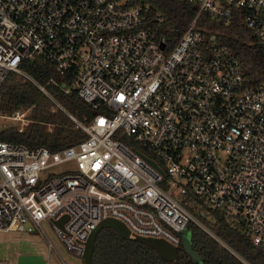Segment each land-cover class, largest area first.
Listing matches in <instances>:
<instances>
[{"label":"built area","instance_id":"2783aa9c","mask_svg":"<svg viewBox=\"0 0 264 264\" xmlns=\"http://www.w3.org/2000/svg\"><path fill=\"white\" fill-rule=\"evenodd\" d=\"M190 1L197 14L167 48L141 1L0 0V84L30 78L75 125L53 149L0 140V231H38L60 255L48 222L83 257L92 230L114 217L133 236L179 246L191 222L212 233L183 202L193 195L191 206L222 210L264 247V82L247 86L239 58L199 23L238 19L264 40V0ZM32 59L60 77L38 82L22 66ZM47 84L77 89L92 119Z\"/></svg>","mask_w":264,"mask_h":264},{"label":"trees","instance_id":"16d2710c","mask_svg":"<svg viewBox=\"0 0 264 264\" xmlns=\"http://www.w3.org/2000/svg\"><path fill=\"white\" fill-rule=\"evenodd\" d=\"M149 5L148 16L160 36L165 37L167 48H171L198 11V4L190 0H133ZM161 18L157 19V14ZM200 25L216 34L217 39L227 45L239 58L245 84L255 87L264 82V40L253 28L238 19L217 20L206 15L199 17ZM24 70L35 80L46 84L50 77L59 78L55 67L42 59L25 60ZM50 93L69 112L80 119H92L95 110L79 95L77 89L65 92L59 86L47 84ZM54 101L30 78L11 73L0 84V108L14 110L30 108V122L19 130L16 126L0 130V140L23 142L30 147L39 145L51 149L74 134V124L68 114L54 107ZM55 108V110H53ZM193 195L183 202L198 218L205 222L210 233L195 222L189 224L192 247L201 257H191L183 245L178 246L174 260L161 257L149 244L125 238L111 227L100 229L92 253L93 264H264V247L252 242L251 236L235 226L220 209L191 206ZM205 212L208 217L203 214Z\"/></svg>","mask_w":264,"mask_h":264},{"label":"rangeland","instance_id":"374dc122","mask_svg":"<svg viewBox=\"0 0 264 264\" xmlns=\"http://www.w3.org/2000/svg\"><path fill=\"white\" fill-rule=\"evenodd\" d=\"M54 103V107H58L55 101ZM18 110L21 112V117L15 119L13 115ZM29 115L30 108L18 107L14 110L0 108V130L13 125L19 130L24 129L30 122ZM44 226L48 237L54 242L59 254L68 264H84L83 257L67 250L48 222H45ZM60 255L49 249L47 237L38 231L14 229L0 231V259H6L10 264H17L24 259H30L29 262H25L26 264H30L32 259L31 264H62Z\"/></svg>","mask_w":264,"mask_h":264},{"label":"water","instance_id":"95a60500","mask_svg":"<svg viewBox=\"0 0 264 264\" xmlns=\"http://www.w3.org/2000/svg\"><path fill=\"white\" fill-rule=\"evenodd\" d=\"M160 44L162 47L165 46L166 41H165L164 37L161 38ZM152 162L154 164H156L154 161H152ZM67 219H68V216L64 215L61 218L56 219L54 222L59 227L63 228V224ZM104 227H111V228L115 229L125 238H130V239L142 241L144 243L149 244L164 259L174 260L177 256L178 246L168 242L166 239L149 237V236H141V235H134L133 236V235H131L129 228L127 227V225L124 222H122L121 220L114 218V217H108V218L102 219L98 223L96 228L93 229L92 232L90 233V235L86 241V247H85V251L83 254V263L84 264H93L92 263V253H93V250L95 248L96 236H97L98 232L100 231V229H102ZM182 234H183L182 235V245L185 248V250L187 251V253H189L193 259H195L197 261H201L200 255L192 247L191 231L190 230H183Z\"/></svg>","mask_w":264,"mask_h":264},{"label":"crops","instance_id":"0c3cea01","mask_svg":"<svg viewBox=\"0 0 264 264\" xmlns=\"http://www.w3.org/2000/svg\"><path fill=\"white\" fill-rule=\"evenodd\" d=\"M22 261H24V262H22ZM30 261V259H24V260H21V261H19V263H17V264H26L25 262H29ZM22 262V263H21ZM31 263H33V259H32V261H31ZM30 263V264H31Z\"/></svg>","mask_w":264,"mask_h":264}]
</instances>
